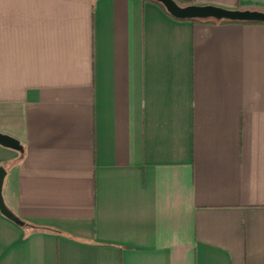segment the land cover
Returning a JSON list of instances; mask_svg holds the SVG:
<instances>
[{"label": "crops", "instance_id": "obj_1", "mask_svg": "<svg viewBox=\"0 0 264 264\" xmlns=\"http://www.w3.org/2000/svg\"><path fill=\"white\" fill-rule=\"evenodd\" d=\"M0 134V264H264V24L0 0Z\"/></svg>", "mask_w": 264, "mask_h": 264}, {"label": "water", "instance_id": "obj_2", "mask_svg": "<svg viewBox=\"0 0 264 264\" xmlns=\"http://www.w3.org/2000/svg\"><path fill=\"white\" fill-rule=\"evenodd\" d=\"M163 6L165 11L178 20H214L264 24V12L255 10H231L214 6L180 5L174 0H152ZM0 144L22 151L23 147L18 140L0 134ZM6 170L0 167V213L17 222L22 221L6 206L2 197V183Z\"/></svg>", "mask_w": 264, "mask_h": 264}, {"label": "trees", "instance_id": "obj_3", "mask_svg": "<svg viewBox=\"0 0 264 264\" xmlns=\"http://www.w3.org/2000/svg\"><path fill=\"white\" fill-rule=\"evenodd\" d=\"M141 1L142 2H150V3L158 6L163 12H165L168 16H170L165 11V9L163 8V6L161 4H159V3L155 2V1H152V0H141ZM174 1H176V0H174ZM173 19H175V18H173ZM175 20H178V19H175ZM178 21H190V22H197V23H203V24H231V23H235V24H261V23H247V22L214 21V20H178Z\"/></svg>", "mask_w": 264, "mask_h": 264}]
</instances>
